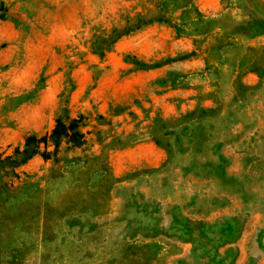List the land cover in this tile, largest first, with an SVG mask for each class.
I'll list each match as a JSON object with an SVG mask.
<instances>
[{
  "label": "rangeland",
  "instance_id": "374dc122",
  "mask_svg": "<svg viewBox=\"0 0 264 264\" xmlns=\"http://www.w3.org/2000/svg\"><path fill=\"white\" fill-rule=\"evenodd\" d=\"M0 160V264H264V0H0Z\"/></svg>",
  "mask_w": 264,
  "mask_h": 264
},
{
  "label": "trees",
  "instance_id": "16d2710c",
  "mask_svg": "<svg viewBox=\"0 0 264 264\" xmlns=\"http://www.w3.org/2000/svg\"><path fill=\"white\" fill-rule=\"evenodd\" d=\"M134 29V28H133ZM133 29L129 30H119V28H114L116 30L115 38H118L121 35H124ZM84 140V134L79 129V120L76 118H69V116H58L55 119V125L51 129L48 135L49 145L53 147L51 152H48V155H55L58 151V148L62 143L69 144L72 147H76L81 144ZM41 138L36 137L35 135H27L24 138V143L22 149L15 148V156H21L20 164L26 162L32 156L40 152V143ZM5 159H11L10 156H7ZM1 161V160H0Z\"/></svg>",
  "mask_w": 264,
  "mask_h": 264
}]
</instances>
